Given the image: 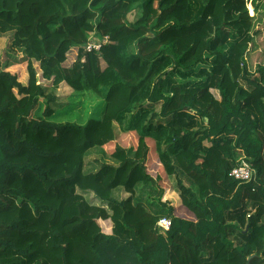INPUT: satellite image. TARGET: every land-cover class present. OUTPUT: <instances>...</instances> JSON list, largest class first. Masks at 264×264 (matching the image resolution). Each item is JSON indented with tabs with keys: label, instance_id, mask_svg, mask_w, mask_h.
I'll list each match as a JSON object with an SVG mask.
<instances>
[{
	"label": "trees",
	"instance_id": "obj_1",
	"mask_svg": "<svg viewBox=\"0 0 264 264\" xmlns=\"http://www.w3.org/2000/svg\"><path fill=\"white\" fill-rule=\"evenodd\" d=\"M263 18L264 0H0L28 76L0 64V264H264ZM61 85L81 100L59 106Z\"/></svg>",
	"mask_w": 264,
	"mask_h": 264
},
{
	"label": "rangeland",
	"instance_id": "obj_2",
	"mask_svg": "<svg viewBox=\"0 0 264 264\" xmlns=\"http://www.w3.org/2000/svg\"><path fill=\"white\" fill-rule=\"evenodd\" d=\"M248 11L249 14L252 15V7L250 4H248ZM136 14L128 15L127 19L128 21H133L135 19ZM264 22V18L262 19L261 23ZM263 31H262V29ZM259 28L261 34L259 35L258 43L257 46L253 51L248 53L246 55V62L247 66L250 71H253L256 66L261 65L264 67V55H263V50H264V27ZM3 38V41L0 42V64L5 65L6 63L11 64V66L7 67L6 71L9 73L15 75L17 77L18 82L25 84L27 80V72H26V60L25 57L23 56V53L20 50H17L15 52H11L9 46L11 42V36L10 34L7 36L5 35ZM77 55V48L72 49L67 55H66V61L63 63V67L68 68L71 66V64L74 62L75 58ZM100 65L102 68L105 67V64L101 61ZM34 68L37 71L38 75V82L41 84L42 87H48L50 83L48 81L43 80L40 77V71L38 69V65L34 64ZM72 94V91L66 87L65 85H61L58 90L56 91V97L58 99V105L59 106H65L69 102L70 103H75L81 100L79 97H75ZM83 100V99H82ZM85 107L87 110H91V113L93 114V117L95 119H99L103 107V103L100 102L99 100L95 101H87L85 104ZM56 113H59L58 111ZM89 112L87 111L85 115H88ZM116 132H118L116 130ZM136 135L135 133L133 134H125L121 135L118 137V139L111 145V147L107 148L108 150H113L114 147H122V148H132L135 145L136 142ZM149 141L152 142L150 139ZM151 149V148H150ZM155 152V151H154ZM156 154V152H155ZM150 160V158H148ZM152 160H154L152 158ZM154 169L158 171V168L154 166ZM148 170L150 173V167L148 164ZM155 178H157L158 182L161 184V186L165 190V199L168 200L172 206L175 207V213L179 217L182 218H192L191 214H189L180 204V200L177 197V195L174 193L172 194L170 183L167 181L166 177L160 172H156L153 174ZM158 176V177H157ZM173 182V180H171ZM171 191V192H170ZM88 199H91V195L86 196ZM99 222L100 226L102 228V231L106 234H110V229H107L105 226H107L108 222Z\"/></svg>",
	"mask_w": 264,
	"mask_h": 264
},
{
	"label": "built area",
	"instance_id": "obj_3",
	"mask_svg": "<svg viewBox=\"0 0 264 264\" xmlns=\"http://www.w3.org/2000/svg\"><path fill=\"white\" fill-rule=\"evenodd\" d=\"M99 49V41L90 42L85 46L86 53L98 52ZM253 174L254 169L251 167V165L245 161H241L239 166L232 169L229 176L236 181L247 182L252 178ZM170 227L171 221L167 218H162L157 222V228L161 234H165L170 229Z\"/></svg>",
	"mask_w": 264,
	"mask_h": 264
},
{
	"label": "crops",
	"instance_id": "obj_4",
	"mask_svg": "<svg viewBox=\"0 0 264 264\" xmlns=\"http://www.w3.org/2000/svg\"><path fill=\"white\" fill-rule=\"evenodd\" d=\"M73 49H75V48H73ZM156 172H157V170H155ZM171 191H172V188H171ZM170 191V192H171ZM172 194H174V192L172 191ZM99 222H103V221H99ZM105 223H107V221L105 222ZM107 229H110V231H111V225L108 223L107 224V226H105Z\"/></svg>",
	"mask_w": 264,
	"mask_h": 264
}]
</instances>
